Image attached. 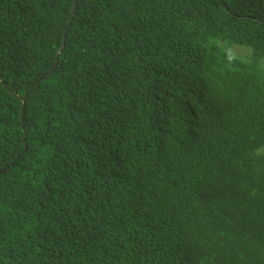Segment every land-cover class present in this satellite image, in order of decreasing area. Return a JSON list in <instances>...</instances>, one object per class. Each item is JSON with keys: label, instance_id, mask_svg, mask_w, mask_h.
<instances>
[{"label": "trees", "instance_id": "16d2710c", "mask_svg": "<svg viewBox=\"0 0 264 264\" xmlns=\"http://www.w3.org/2000/svg\"><path fill=\"white\" fill-rule=\"evenodd\" d=\"M74 2L0 0V264H264V0Z\"/></svg>", "mask_w": 264, "mask_h": 264}, {"label": "rangeland", "instance_id": "374dc122", "mask_svg": "<svg viewBox=\"0 0 264 264\" xmlns=\"http://www.w3.org/2000/svg\"><path fill=\"white\" fill-rule=\"evenodd\" d=\"M233 50L239 51L242 54H244L246 52L244 48H241V47H238V46L237 47H233Z\"/></svg>", "mask_w": 264, "mask_h": 264}, {"label": "water", "instance_id": "95a60500", "mask_svg": "<svg viewBox=\"0 0 264 264\" xmlns=\"http://www.w3.org/2000/svg\"><path fill=\"white\" fill-rule=\"evenodd\" d=\"M76 5H77V0H75V2H74V9H75ZM3 172H4V170L0 171V173H3Z\"/></svg>", "mask_w": 264, "mask_h": 264}, {"label": "clouds", "instance_id": "9594fccd", "mask_svg": "<svg viewBox=\"0 0 264 264\" xmlns=\"http://www.w3.org/2000/svg\"><path fill=\"white\" fill-rule=\"evenodd\" d=\"M260 152H263L264 151V149L263 150H259ZM228 264V263H227ZM232 264H234V263H232Z\"/></svg>", "mask_w": 264, "mask_h": 264}]
</instances>
